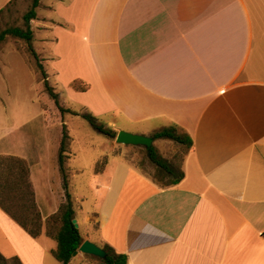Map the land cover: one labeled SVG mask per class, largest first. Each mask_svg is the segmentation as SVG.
<instances>
[{
  "label": "crops",
  "instance_id": "obj_1",
  "mask_svg": "<svg viewBox=\"0 0 264 264\" xmlns=\"http://www.w3.org/2000/svg\"><path fill=\"white\" fill-rule=\"evenodd\" d=\"M11 1L0 0V11ZM31 24L55 86L105 127L126 131L122 122L150 136L173 124L193 139L184 178L171 187L114 156L110 138L101 172L71 165L95 192L92 208L87 191L77 193L82 239L128 264H264V0H40ZM78 80L86 91L71 87ZM55 140L46 163L19 156L42 235L0 208V253L22 264H62L45 232L64 192Z\"/></svg>",
  "mask_w": 264,
  "mask_h": 264
},
{
  "label": "rangeland",
  "instance_id": "obj_2",
  "mask_svg": "<svg viewBox=\"0 0 264 264\" xmlns=\"http://www.w3.org/2000/svg\"><path fill=\"white\" fill-rule=\"evenodd\" d=\"M32 2L33 0H14L13 4L0 14V34L9 28H24V15L30 10ZM33 41L31 45L38 54L44 71L47 73L48 82L55 92L59 94L58 101L60 106L76 113V115L65 113L62 116L55 101L45 89L41 72L35 57L29 49V44L14 36H8L0 45V154L12 152L18 157L28 156L41 165L43 162L46 163L45 161L47 160L48 140L59 137V140L54 142L58 150L55 165L59 169L58 153L63 125L66 124L70 135L67 152L68 159L65 164L68 181H70L69 191L74 196L76 201L74 207L76 208L78 206L77 193L82 189L86 190L89 196V201L86 203L87 208H92L95 204V192L88 190L85 180L87 174H73L71 165L77 168L84 164V166H88V171L91 169L95 171L100 159L101 161L105 160V158L100 157L102 155L100 147L105 143L107 137L96 131L87 120L81 117L83 114L88 113V110L80 108L77 103L72 102L63 87L55 86L54 80L51 79V69L45 62L47 60L37 51L39 48L38 44H35L37 48L34 47ZM78 82L81 81L78 80ZM98 122L101 124L105 123L99 118ZM120 124L127 132L139 134L136 128L122 124V122ZM118 130L117 128L114 131L118 133ZM115 139H111L114 149L113 155L122 156L125 161L153 178L155 167L149 162L145 148L119 145ZM153 146L167 160L180 161L182 150L173 141L158 140L155 141ZM71 151L77 153V156L72 161L73 153ZM98 157L99 161L95 164V160ZM61 186H63V181ZM54 187L56 189L57 184ZM38 192L39 201L42 204L43 196L41 195V190ZM61 195L62 201L60 205L65 202L64 192ZM92 222L91 232L88 233L90 237H94V233L98 230L97 220L94 219ZM80 231L85 233L86 226L83 225ZM82 255L85 257L84 260L81 263L77 262V258L82 257ZM75 259L73 257L71 264H101L96 257L81 253Z\"/></svg>",
  "mask_w": 264,
  "mask_h": 264
},
{
  "label": "trees",
  "instance_id": "obj_3",
  "mask_svg": "<svg viewBox=\"0 0 264 264\" xmlns=\"http://www.w3.org/2000/svg\"><path fill=\"white\" fill-rule=\"evenodd\" d=\"M11 3L0 11L2 14ZM40 6V0H33L30 10L24 15V28L14 27L3 31L0 34V45L8 36H14L24 40L29 44V49L37 61V66L41 72L44 86L48 94L55 101L62 116L65 113L76 115L60 106L57 94L48 82L47 73L40 61L36 51L33 49L31 42L33 41V31L31 21L37 17L36 9ZM75 91L84 92L87 86L81 82L75 81L71 86ZM77 117V116H76ZM81 117L87 120L90 125L99 133L107 138L115 139L117 133L104 124L98 122V118L91 113H85ZM157 140H170L176 143L182 150L180 161L167 160L161 156L157 149L153 146L145 148L149 162L155 167L153 180L160 187L166 188L179 184L184 178L182 169L184 157L188 154L193 146V139L179 128L177 125H169L150 135ZM70 142L67 125H63L62 139L58 153L59 171L63 181V190L65 202H63L57 211L49 216L46 220L45 232L49 238L54 239L58 243V247L53 251L54 257L62 264H71L73 253L76 252L83 239L79 228L73 224L76 216L74 201L69 191L68 175L65 168L68 159L67 152ZM105 161V162H104ZM99 161L95 172L99 173L105 167L107 159ZM0 208L9 215L21 228H23L31 237L38 238L42 235L44 223L40 209L36 202L35 191L30 180V169L25 159L11 155L0 156ZM107 252V258L99 259L101 264H128V257L124 254L116 252L111 246L104 245L102 247ZM0 264H22L16 256L7 258L0 253Z\"/></svg>",
  "mask_w": 264,
  "mask_h": 264
},
{
  "label": "water",
  "instance_id": "obj_4",
  "mask_svg": "<svg viewBox=\"0 0 264 264\" xmlns=\"http://www.w3.org/2000/svg\"><path fill=\"white\" fill-rule=\"evenodd\" d=\"M116 143L119 145H125V146H140V147H145V148H151L154 145V138L151 136L147 135H142V134H134L130 133L124 130H121L117 133ZM77 219L73 220V224L75 225L76 228H79L78 222H76ZM85 254V255H90L97 257L99 259H105L107 258V252L97 244L85 240L79 247V249L73 253V256L76 257L79 254Z\"/></svg>",
  "mask_w": 264,
  "mask_h": 264
}]
</instances>
